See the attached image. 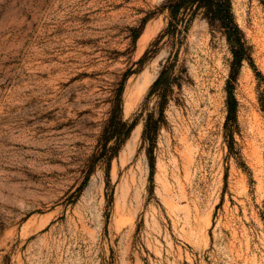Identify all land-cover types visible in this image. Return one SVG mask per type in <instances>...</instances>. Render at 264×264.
<instances>
[{
  "label": "rangeland",
  "instance_id": "374dc122",
  "mask_svg": "<svg viewBox=\"0 0 264 264\" xmlns=\"http://www.w3.org/2000/svg\"><path fill=\"white\" fill-rule=\"evenodd\" d=\"M164 2L0 0V264H264V0Z\"/></svg>",
  "mask_w": 264,
  "mask_h": 264
},
{
  "label": "trees",
  "instance_id": "16d2710c",
  "mask_svg": "<svg viewBox=\"0 0 264 264\" xmlns=\"http://www.w3.org/2000/svg\"><path fill=\"white\" fill-rule=\"evenodd\" d=\"M162 8L169 12V27L173 24L181 9L190 10L191 12L201 10L202 16L206 19L209 26H216L225 36L232 53V66H240L243 59L252 64L243 33L234 20L230 0H165ZM161 77L162 72L154 81L153 87L160 81ZM228 102L229 114H232L234 112L235 99L230 88H228ZM114 108L118 113L120 112L119 98ZM133 124L134 122L127 124L119 116L111 115L107 121L106 131L108 136L106 139L114 138L117 145H120L119 143L129 134ZM150 128V122L147 120L144 130L145 135L149 133Z\"/></svg>",
  "mask_w": 264,
  "mask_h": 264
},
{
  "label": "bare ground",
  "instance_id": "6f19581e",
  "mask_svg": "<svg viewBox=\"0 0 264 264\" xmlns=\"http://www.w3.org/2000/svg\"><path fill=\"white\" fill-rule=\"evenodd\" d=\"M149 81H150V77H149V75H148V76H145V78H144V80H143V82H142V87H145L146 84H147Z\"/></svg>",
  "mask_w": 264,
  "mask_h": 264
}]
</instances>
